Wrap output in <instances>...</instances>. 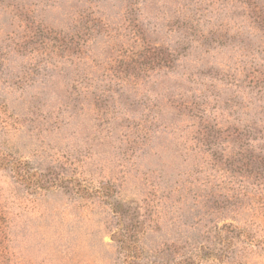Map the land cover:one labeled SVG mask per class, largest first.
Masks as SVG:
<instances>
[{"label":"rangeland","instance_id":"rangeland-1","mask_svg":"<svg viewBox=\"0 0 264 264\" xmlns=\"http://www.w3.org/2000/svg\"><path fill=\"white\" fill-rule=\"evenodd\" d=\"M2 156L0 264H264V0H0Z\"/></svg>","mask_w":264,"mask_h":264},{"label":"trees","instance_id":"trees-1","mask_svg":"<svg viewBox=\"0 0 264 264\" xmlns=\"http://www.w3.org/2000/svg\"><path fill=\"white\" fill-rule=\"evenodd\" d=\"M4 161V157H0V162ZM24 165L19 167V165L13 162H7V165H17L13 169L18 173H21L22 178L26 181L35 180L36 182L41 181L42 176L38 171H32L29 168L28 163H23ZM79 190L85 193H96L98 196L105 198L106 200L111 196L110 188L105 187L102 184L100 188H93L90 192L89 190ZM111 205V204H110ZM123 208V206H121ZM119 208V204H115L112 212L116 216V221L119 223V230L116 236V241L119 246L120 251L123 252L122 262L124 264H142V256L144 249L142 246H137V233L139 232L140 225L142 226L143 221L138 214L137 209H131L128 207L123 210ZM114 236H112L113 238ZM115 241V239H114ZM185 263V261H184ZM183 264V262H182Z\"/></svg>","mask_w":264,"mask_h":264}]
</instances>
